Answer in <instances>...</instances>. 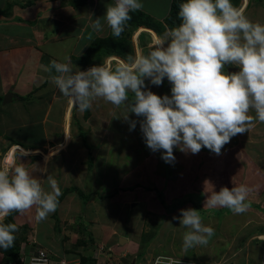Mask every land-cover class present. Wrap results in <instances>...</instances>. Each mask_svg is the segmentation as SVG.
Segmentation results:
<instances>
[{"label": "rangeland", "instance_id": "rangeland-1", "mask_svg": "<svg viewBox=\"0 0 264 264\" xmlns=\"http://www.w3.org/2000/svg\"><path fill=\"white\" fill-rule=\"evenodd\" d=\"M22 1L24 5L28 4V0ZM5 2L7 8L8 6L12 8V3H15L14 0ZM71 2L72 0H65L63 3L65 15L71 12L78 15L80 9H83L82 12L85 14L94 15L99 8L95 9L98 6L94 4L95 0L77 8ZM169 2L170 0L150 2L155 17L158 19L162 17L167 7H170ZM231 2L233 4V0ZM33 5H40L37 8L42 12L57 13L62 4L57 3L56 0H34ZM234 6L242 9L251 21L264 24V0H237ZM15 21L21 20L16 18ZM24 21L27 25L37 23V21L30 23ZM46 24L48 32L60 27L57 23H50V20ZM75 25L74 29L81 28L84 32L88 31L86 19L82 13L76 18ZM65 28L71 27L65 26ZM166 30L161 34L156 32L158 36L140 28L130 36L125 30L120 36L125 38L123 40L125 45L123 47L120 43L118 46L122 52L113 51L109 54H102L101 50L95 49L91 56L89 54L88 58H84L89 48L81 53L72 49L69 54L71 59L73 58L72 67L76 70L79 65L84 66L88 62V65L103 64L106 63L105 57L114 55L120 57H116L118 61L127 60L129 56L135 57L137 54L146 55L163 37ZM139 31L146 34L147 38L144 37L146 42L149 39L146 47L139 41H134ZM108 32L109 27L105 23L103 30L97 32V36L107 35ZM66 42L70 43L72 40L67 38ZM128 42H130L129 45ZM111 49L114 48L111 47ZM52 52L58 62H65V58L55 55L56 51ZM231 66L236 65H226L225 71L229 72ZM145 85L148 90L157 91L160 96L171 95V84L167 78L159 86L151 84L150 80L145 78ZM62 98L64 97H61L60 103H62L61 106L63 105L61 107L63 111L60 112L59 121L63 122H59L58 128L55 129L58 136L56 144L60 145L64 140V126V142L67 140L70 142L68 141L63 147L53 152L55 157L47 166L48 173L43 172L45 175L40 179L35 170L38 162L34 155H30L33 158L32 161L24 155V160H17V163L15 161L14 166L23 162L30 173L40 180L45 190H51L47 182L49 172L57 180L60 188L63 184H67L68 187H78L77 184H80V189L85 194H93L91 197L98 202V206L89 209L87 203L83 205L82 211L77 209L74 213L62 217L55 211L50 213L47 219L41 221L36 219L35 206L24 212L16 213L10 221V223H16L19 228V231L14 233V246L24 252L22 255H17L16 259L29 258L19 260L17 264H31L33 256L27 254L44 249L43 245L50 250L49 253L54 252L57 259L63 262L61 264H96V262H107V259H112L114 264H130L131 258L133 260L135 256H138L136 264H140V260H143L145 264H155L157 259L165 260L164 255H170L175 260H180L178 257L183 256L184 260L181 258L183 261H195L199 264H246L243 257L246 255L248 258L250 249L256 246L252 244L257 243L253 236L257 233L261 236L260 233L264 232V189L259 190L256 184L257 182L264 187V123L256 122L248 132L232 137L230 142L223 146L219 155L204 147L198 154L181 152L179 148L174 147L175 160L168 163L162 159L163 150L153 152L147 147L139 122L136 123L134 129L130 130L129 122L121 116L125 111L124 106L116 108L111 103L98 98L87 111H80L76 105H73L72 111L67 110L65 113L70 98H64V101ZM55 116L53 114V117ZM65 116L70 118V122L65 120ZM83 129L87 132L80 135ZM83 136L87 137L86 140H90L91 144H98L101 140L105 141L94 158L95 160L91 162L88 159L86 147L83 146L84 156L75 150L79 146L82 147L76 144L85 140ZM124 144L129 145L131 149H126ZM113 147L117 149L113 150L115 149ZM7 148L3 149L0 160ZM47 148L44 150L47 151ZM15 152L18 158L19 152L26 154L32 151L18 144L11 145L6 154V163L3 161L4 167L11 168L12 154ZM49 159L45 157V160ZM96 173L99 175L93 180ZM117 183L121 186L123 193L113 199H108L107 194L117 193L112 192ZM239 184H245L251 191L256 192L254 194L249 192L250 207L246 212L233 214L227 208L208 205L207 199L214 191L218 192L221 187L231 188ZM135 196L138 198L131 201ZM80 200L83 204V199ZM189 207L198 209L203 223L215 229L208 244L203 246V249L208 246L211 252L216 253L214 256L211 255L212 257L198 252V249L195 250L194 247L188 249L187 252L184 251L180 256L169 252H175V250H171V239L168 240L171 236L167 235L173 229L178 231V225H180L179 220L174 217L181 216L180 210ZM213 216H216L219 221L213 219ZM80 222L86 227L84 235L80 232ZM90 228L93 229L90 230ZM128 234L131 236L128 245L126 242L120 244L119 238H126ZM153 243L158 244L157 247ZM175 244L177 250L180 251L182 240L176 237ZM24 246L27 252L24 251ZM258 247L259 251L252 253L251 258L262 257L264 259L261 245L259 244ZM218 249L222 251L219 252ZM206 252L210 253L208 250ZM0 261L2 264H9L5 261L4 255L0 256Z\"/></svg>", "mask_w": 264, "mask_h": 264}, {"label": "clouds", "instance_id": "clouds-1", "mask_svg": "<svg viewBox=\"0 0 264 264\" xmlns=\"http://www.w3.org/2000/svg\"><path fill=\"white\" fill-rule=\"evenodd\" d=\"M142 7L140 0H114L106 5L103 18L114 38L125 31L130 13ZM178 16L181 23L167 29L146 55L137 54L121 61L116 59L117 55L105 57L106 63L90 64L82 70H74L68 58L67 62L52 60L49 66H44L45 72L55 71L51 81L63 96L71 99L70 111L73 105L86 111L98 98L116 108L124 106L121 116L129 122L130 130L139 122L147 147L153 152L163 150L162 159L168 163L175 160L174 147L192 154H198L204 147L219 155L232 137L248 132L256 122L264 123V24L251 21L231 0H184ZM91 28L94 32L103 30L100 17L93 20ZM140 33L134 41H139ZM226 65H236L239 71H225ZM145 78L156 86L167 78L171 95L160 96L148 90ZM8 150L0 168V249L5 251L13 247L14 233L19 228L16 223L5 224L3 220L13 212H24L33 206L36 219L45 220L56 211L63 192L51 175H47L51 190H45L23 162L4 167ZM249 191L245 184L221 187L207 203L241 214L250 207ZM180 212L181 216L174 219L186 229L182 236L185 251L207 245L214 229L203 223L200 211L189 207ZM260 234L255 241L264 240V232ZM24 251L27 252L25 246ZM22 254L19 249L18 255ZM53 258L59 261L55 254ZM137 258H133L135 264ZM178 258L182 260L183 256ZM142 261L140 264H145ZM96 264L114 262L107 259Z\"/></svg>", "mask_w": 264, "mask_h": 264}, {"label": "crops", "instance_id": "crops-1", "mask_svg": "<svg viewBox=\"0 0 264 264\" xmlns=\"http://www.w3.org/2000/svg\"><path fill=\"white\" fill-rule=\"evenodd\" d=\"M5 1L9 0H0V155L4 152V148L8 147L6 149L8 150L13 144L21 145L25 149L32 151L26 154L19 152L18 158L15 156L14 163L11 167L14 166L15 161L17 163V160H24V155H27L30 161L33 159L30 155H34V158H37L36 161L38 162V166L35 168V170L37 171L40 179L41 176L45 175L43 172L48 173L47 166L49 165V162L55 157V153L53 154V152L63 147V145L69 141L67 140L64 142V126V140L60 145L56 144L58 136L55 129L58 128L57 125H59V122H63L59 121L60 112L63 111L61 110V107H63V105L61 106L62 103H60L61 97L66 99L68 97L63 95L61 96L59 89L54 83H52L51 76L55 75L56 73L54 71H52V73L45 72L44 66H49L50 61L56 60L52 51H56L55 55L65 58V62H67L66 58L73 60V58L71 59V56L69 55L72 49L81 53V51L90 47L95 38H104L109 35L110 28L107 35L105 34L103 36H97V32H94L91 28V22L95 18L100 17L104 28L105 21L103 16L106 12V5L113 3V0H95L94 4H98L95 9L98 7L99 8L94 15L85 14L82 12L83 9L78 10V15H75L72 12L65 15L66 11L64 12L63 5L65 0H56L57 3L62 4L59 7V11L57 13L49 11V13L46 11L42 12L37 8L40 5H33L34 0H28V4L26 5H24V1L22 0H14L15 3H12V8L11 6H8L7 8ZM90 1L91 0H86V3ZM151 1L152 0H140L143 5L142 9L140 10L144 11L150 16L155 17L150 3ZM170 4L171 0L169 2V5ZM169 8L167 7L165 13L159 19H163L167 15ZM81 13L86 19L88 29L86 32L81 30V28L74 29L76 28L75 20ZM16 18H19L21 21H15ZM24 20H26L28 23L31 21H37V23L27 25ZM48 20H50V23H57L60 27L53 28L51 32H48V28H46V22H48ZM23 23L24 25H22ZM65 26H70L71 28H65ZM142 30H147V28H143ZM148 30L150 31L151 29ZM67 38L72 40V42H66ZM145 38H147V36H145ZM147 42L149 44V39H147ZM147 42L144 47L147 46ZM84 66L79 65L77 68L82 70ZM9 92L12 94V100L4 103L3 98ZM154 93L159 95L157 91H154ZM64 98H62V101L65 100ZM68 101L69 104L67 109L65 108L66 111L64 109L65 113L67 110H70L71 104H73L71 99ZM53 114L56 116L53 117ZM65 120L70 122V118H67L66 116ZM83 131V133L82 131L80 132V135L85 134V131L87 132L86 129H83ZM86 139L88 138L86 137ZM89 141L90 140H86V142H84V140L80 141V144L77 143L76 145H82V147L79 146L75 150L79 151L81 155L84 156L85 150L83 146L86 147L88 153H91L93 161L95 160L94 158H96L97 153H99V149H101V147L105 144V141L101 140V142L98 144H91L92 142ZM124 145L126 149L129 148V145ZM46 148L48 149L47 151L44 150ZM113 148H115L113 150L117 149L116 147ZM45 157L50 159L45 160ZM1 166L0 160V168ZM49 175H51V172H49ZM98 175L99 174L96 173L93 180ZM93 180L92 183L94 184ZM256 184L258 185L259 190L260 188L264 189L261 184L257 182ZM77 186L80 188V184H77ZM67 187V184H63L60 189L63 191ZM112 192L117 193H114L113 195L112 193L107 194L106 196H108V199H113L119 194L121 195V193H123L121 186L118 183ZM249 192L252 194L256 193L254 190H250ZM75 193L76 192L67 193L62 201L59 202L56 209L57 215L60 213L59 215L62 217L74 213L77 211V209L80 211L83 210L82 200H80V196L76 195ZM136 198L138 197L135 196L131 201L136 200ZM90 199L91 200L88 202L89 209L90 207L93 208L98 206V202H95V199L92 197ZM131 201L129 203H131ZM79 218L80 216L78 217L77 221ZM212 218L218 220L216 216H213ZM178 228V231L173 229L172 232L170 231L171 233L167 235L171 236L168 238V240L171 239V250H175V252H169L182 255L185 249L182 247L181 250L178 251L175 244V239L178 237V239L182 240L183 233L186 229L180 225H178ZM92 229L93 228H90V230ZM257 234L253 237H257ZM126 238V244L128 245V242L131 240L130 234H128ZM157 241L159 242L160 238ZM259 244L261 245V250L264 253V240H258L257 243L252 244V246H256L250 249L249 257L243 259L246 261V264H264V259H262V257H257L255 259L251 258L252 253L259 251ZM156 245L158 244L155 243L154 246ZM194 249H198V252L203 254L205 253L207 256H214L216 254L211 252V249L208 246L204 249L203 246H196ZM207 250L210 251V253H207ZM218 251L221 252L222 249ZM1 255L2 253H0V256ZM198 255L200 256L201 254ZM0 264H2L1 261Z\"/></svg>", "mask_w": 264, "mask_h": 264}, {"label": "trees", "instance_id": "trees-1", "mask_svg": "<svg viewBox=\"0 0 264 264\" xmlns=\"http://www.w3.org/2000/svg\"><path fill=\"white\" fill-rule=\"evenodd\" d=\"M182 2H184V0H171L169 11H168L167 15L162 20L154 18V17L150 16L149 14H147L141 10L130 13L131 19L127 22V26L125 28L126 32H128L130 34V36H132L136 29H138L141 26H144L147 28H152L158 34H161L165 29H170L172 27L178 26L181 23V20L178 16V12H179V5ZM236 3H237V0H233V4L235 5ZM71 4L75 7L82 6V5L86 4V0H72ZM153 30H151L152 33H154L156 35V33ZM145 35L146 34L144 32H141L138 36L139 42L142 43L143 46H145V44H146V41L144 39ZM124 39L125 38H121V37L114 38L112 36L111 29H110L109 36L104 37V38H95L94 39V41L92 42V44L90 45V47L88 49L89 51L86 53L84 58L85 57L88 58L89 54L91 56V53L95 49L101 50L102 54H109L110 52H113V51L122 52L118 49L119 48L118 46L120 43H122L123 47H124V45H125L123 42ZM129 43L130 42H128V45H129ZM111 47L114 49L112 50ZM88 64H89V62L86 65H88ZM86 115H88V113H86ZM83 132L84 131L82 130V133ZM83 137L85 138L84 142H86V137L85 136H83ZM88 159L90 162L92 161L91 153H88ZM69 192L78 193L80 198L83 199V205L87 204L89 202L91 196L93 195V194H85L80 188H78L76 186L67 187L63 190L62 195L58 198L59 202L62 201L64 196ZM16 213H18V212H13L9 216H7L3 223H5V224L10 223V221L13 219V217ZM83 224L84 223L80 222L79 226H80V232L84 235L85 231H86V227L84 226L85 224L84 225ZM0 251L4 254L6 262H11V261H14L16 259L17 255L19 254V247H16L13 245V247L9 248L7 251H5L3 249H1Z\"/></svg>", "mask_w": 264, "mask_h": 264}, {"label": "built area", "instance_id": "built-area-1", "mask_svg": "<svg viewBox=\"0 0 264 264\" xmlns=\"http://www.w3.org/2000/svg\"><path fill=\"white\" fill-rule=\"evenodd\" d=\"M54 253H49L47 248L38 250V252L33 255L32 260L30 261L31 264H61L63 262L56 261L53 258ZM162 257V256H160ZM165 260L157 259L155 264H188L187 262L183 260H175L174 258L170 256H164ZM54 259V260H53ZM57 262V263H56Z\"/></svg>", "mask_w": 264, "mask_h": 264}, {"label": "water", "instance_id": "water-1", "mask_svg": "<svg viewBox=\"0 0 264 264\" xmlns=\"http://www.w3.org/2000/svg\"><path fill=\"white\" fill-rule=\"evenodd\" d=\"M236 71H239V67L238 66H231L229 68V72H236ZM12 100V94L11 92L7 93L4 98H3V102L4 103H7L9 101ZM126 242V238L125 237H120L119 238V243L120 244H124ZM133 264H135V260H133Z\"/></svg>", "mask_w": 264, "mask_h": 264}, {"label": "bare ground", "instance_id": "bare-ground-1", "mask_svg": "<svg viewBox=\"0 0 264 264\" xmlns=\"http://www.w3.org/2000/svg\"><path fill=\"white\" fill-rule=\"evenodd\" d=\"M144 27H142L141 29H143ZM145 29V28H144ZM148 30V29H147Z\"/></svg>", "mask_w": 264, "mask_h": 264}]
</instances>
